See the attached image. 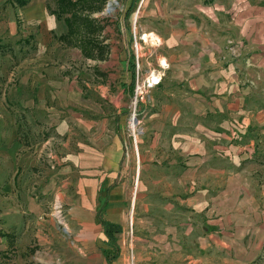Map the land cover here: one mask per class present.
Returning a JSON list of instances; mask_svg holds the SVG:
<instances>
[{
    "label": "rangeland",
    "instance_id": "rangeland-1",
    "mask_svg": "<svg viewBox=\"0 0 264 264\" xmlns=\"http://www.w3.org/2000/svg\"><path fill=\"white\" fill-rule=\"evenodd\" d=\"M140 1L94 0L91 17L102 28L91 33L96 36L92 41L99 39L102 50L86 52L78 42L60 39L67 28L50 12L56 9L57 0H29L23 8L13 0H0V211L6 206L4 202L1 204L6 198L2 193L4 185L13 181L19 165L41 151L46 161L49 150L60 158L66 157L65 141L60 137L51 140L53 129L72 122L80 108L97 124L105 121L107 127L114 125L116 133L125 132L124 154L125 158L129 155L126 160L130 162L126 178L133 181L135 171L138 174L132 186L135 189L130 186L132 194L125 203L123 222L118 225L108 221L115 225L111 228L115 246L110 244L103 224L108 210L86 209L76 181L65 188V182L70 180L66 181L68 176H60L58 189L43 204L40 218L24 217L25 226L19 235L7 234L4 231L7 220L0 218V264H99L100 256L107 264H264V239L250 240L251 232L259 228L257 225L221 226L220 220L216 225L217 212L223 217L226 213L207 207L201 215H208L201 220L204 230L187 241L186 226L178 219L183 214L178 204L183 196L177 193L169 198L165 195L168 193L164 194L161 178L164 172L154 170L144 188L140 184L137 187L141 180L139 165L146 150L142 140L148 136V118L154 109L151 91L162 84L171 67L160 50L162 38L140 30L137 16ZM131 3L134 6L127 16ZM208 9L212 10L211 15L217 11L214 5ZM238 46L241 45L228 41L227 51L232 58H238ZM246 63L250 68L258 67L250 57L245 58ZM153 77L160 83L151 88ZM248 85L253 86V82ZM74 93L82 95L76 98ZM254 100H250L251 106H246L243 118H234L235 127L229 135L236 144V155L244 157L246 153L244 159L250 161H246L243 171L247 176L244 183H249L242 194L235 192L234 200L249 204L252 198H260L259 204L264 208V146L238 144L245 138L253 141L256 136L264 138V126L258 125H264V110H258L252 104ZM48 141L50 144L44 148ZM249 150L252 152L248 153ZM43 164L50 167L47 162ZM166 188L172 192L175 186L166 185ZM93 216L97 220L91 225ZM227 231L233 234L238 231L239 237L245 235L244 243L235 240L234 245H251L241 255L236 251L237 259L234 254L228 256L222 244L223 232ZM90 235L93 239L99 236L97 246L107 240L109 259L104 249L94 248L96 242L89 240ZM205 241L207 245L202 247ZM184 250L195 251L196 257L186 260Z\"/></svg>",
    "mask_w": 264,
    "mask_h": 264
},
{
    "label": "crops",
    "instance_id": "crops-1",
    "mask_svg": "<svg viewBox=\"0 0 264 264\" xmlns=\"http://www.w3.org/2000/svg\"><path fill=\"white\" fill-rule=\"evenodd\" d=\"M211 5L217 7L213 15L208 9ZM137 16L141 32L162 38L160 50L171 66L162 84L151 91L154 109L148 118V136L142 140L146 150L139 165L142 181L138 180L137 187L140 184L144 188L154 170L164 172L161 176L164 194L168 193L165 195L169 198L177 193L183 196L178 203L183 214L178 219L186 226L187 241L204 230L201 220L208 215H201L207 207L226 213L223 217L217 212L216 225L220 221L221 226L236 228L257 225L259 228L251 232L250 240H263L264 208L259 204L260 198H252L249 204L234 200L235 192L242 194L249 183H244L247 176L243 173L248 161L244 157L248 154L236 155V144L229 135L235 127L234 118H243L252 98L255 99L252 104L264 110V0H141ZM228 41L241 45L236 48L238 58L229 55ZM249 57L258 67L245 64V58ZM250 81L253 86L248 85ZM74 94L76 98L82 95ZM85 114L80 108L72 122L53 129L51 140L60 137L65 141L66 157L60 158L49 150L46 161L41 151L19 165L13 181L4 185L2 193L6 198L1 204L4 202L6 206L1 208L0 218L7 220L4 227L7 234L17 236L25 226V219L40 218L43 204L58 189L60 176H68L66 181L70 180L65 182V188L76 181L86 209L97 212L104 207L108 210L105 220L118 225L123 222L125 203L132 194L130 186H135L138 175L135 171L133 181L126 178L125 171L130 167L126 160L129 155L125 158L124 154L127 136L121 130L116 133L113 124L110 127L105 121L97 124ZM258 125L254 126L261 130ZM254 138L256 141L245 138L238 144L264 146L263 136ZM49 144L46 142L44 148ZM133 165L136 168V161ZM166 185L175 189L171 192ZM95 218L89 221L91 225L95 224ZM178 234L176 231L175 236ZM223 235L222 244L228 256L234 254L237 259L236 251L241 255L251 247L233 244L235 240L245 241V235L239 237L238 231ZM98 237L88 236L96 242L94 248L106 249L107 240L97 246ZM204 244L206 241L202 247ZM215 244L218 247V242ZM188 251L184 250L186 260L196 257L195 251ZM98 262L107 264L101 256Z\"/></svg>",
    "mask_w": 264,
    "mask_h": 264
},
{
    "label": "trees",
    "instance_id": "trees-1",
    "mask_svg": "<svg viewBox=\"0 0 264 264\" xmlns=\"http://www.w3.org/2000/svg\"><path fill=\"white\" fill-rule=\"evenodd\" d=\"M13 3L16 6L23 8L28 5L29 0H13ZM133 6L134 4L131 3L127 16L130 14ZM94 7V0H57L56 9L50 10V12L54 14L59 21H63L67 28L66 33L61 35L60 39L62 41L73 42V44L78 42V45H82L80 46L82 51L102 50L99 39L92 41L96 36L91 33L95 31V28H102L100 25L97 26V22L91 17V13L95 11ZM84 28L86 30H83ZM85 31H87L88 34H84ZM91 56L93 57L92 53ZM103 224L105 226L106 234L110 238V244L115 246L113 242H115L116 239L111 235V228L115 225L108 221L103 222ZM104 251L106 258L109 259L110 255L108 249L106 248Z\"/></svg>",
    "mask_w": 264,
    "mask_h": 264
},
{
    "label": "built area",
    "instance_id": "built-area-1",
    "mask_svg": "<svg viewBox=\"0 0 264 264\" xmlns=\"http://www.w3.org/2000/svg\"><path fill=\"white\" fill-rule=\"evenodd\" d=\"M159 83H160V80H158V78H156V77H153L152 80H151V83H150V86L149 87L152 88L154 85H157Z\"/></svg>",
    "mask_w": 264,
    "mask_h": 264
},
{
    "label": "bare ground",
    "instance_id": "bare-ground-1",
    "mask_svg": "<svg viewBox=\"0 0 264 264\" xmlns=\"http://www.w3.org/2000/svg\"><path fill=\"white\" fill-rule=\"evenodd\" d=\"M150 37V36H149ZM164 65H165V63H163ZM133 120V119H132ZM132 126L134 127L135 125H134V123H132Z\"/></svg>",
    "mask_w": 264,
    "mask_h": 264
},
{
    "label": "water",
    "instance_id": "water-1",
    "mask_svg": "<svg viewBox=\"0 0 264 264\" xmlns=\"http://www.w3.org/2000/svg\"><path fill=\"white\" fill-rule=\"evenodd\" d=\"M109 6H111V5L109 4ZM108 11H111V10H110V7H109Z\"/></svg>",
    "mask_w": 264,
    "mask_h": 264
}]
</instances>
